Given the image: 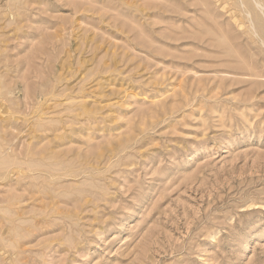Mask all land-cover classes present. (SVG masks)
<instances>
[{
  "label": "rangeland",
  "instance_id": "1",
  "mask_svg": "<svg viewBox=\"0 0 264 264\" xmlns=\"http://www.w3.org/2000/svg\"><path fill=\"white\" fill-rule=\"evenodd\" d=\"M0 264H264V0H0Z\"/></svg>",
  "mask_w": 264,
  "mask_h": 264
}]
</instances>
